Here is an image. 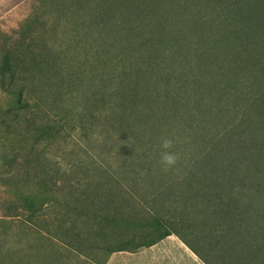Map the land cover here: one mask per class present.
Wrapping results in <instances>:
<instances>
[{"label": "rangeland", "instance_id": "374dc122", "mask_svg": "<svg viewBox=\"0 0 264 264\" xmlns=\"http://www.w3.org/2000/svg\"><path fill=\"white\" fill-rule=\"evenodd\" d=\"M152 224L264 261V0H0V264H101Z\"/></svg>", "mask_w": 264, "mask_h": 264}, {"label": "crops", "instance_id": "0c3cea01", "mask_svg": "<svg viewBox=\"0 0 264 264\" xmlns=\"http://www.w3.org/2000/svg\"><path fill=\"white\" fill-rule=\"evenodd\" d=\"M105 264H205L183 241L167 235L136 251L112 252Z\"/></svg>", "mask_w": 264, "mask_h": 264}, {"label": "trees", "instance_id": "16d2710c", "mask_svg": "<svg viewBox=\"0 0 264 264\" xmlns=\"http://www.w3.org/2000/svg\"><path fill=\"white\" fill-rule=\"evenodd\" d=\"M224 8V7H223ZM225 9V8H224ZM244 51V50H242ZM198 210V209H197ZM196 210V212H197ZM201 210V209H199ZM199 217V214H195V220H200L201 222H203V219L201 218H198ZM142 231L140 232V230L138 231H132L124 240H126L124 243L125 244H128L130 246H124V247H119L117 248L116 250L114 251H118V250H128V251H135V250H138L142 247H145V246H149V245H152L154 244L155 242L161 240L163 237L167 236V235H170V231L167 230V228L163 225H160V224H152V225H148V226H143L142 227ZM156 228L158 231H159V234L154 236L152 239H149V240H146L145 242L140 241L139 240L143 237V235H151V231H153V229ZM205 231V230H204ZM210 231L207 230V233L208 234ZM139 238V239H138ZM238 245V244H237ZM235 245V246H237ZM260 244H256L254 245V247H257L259 246ZM238 247V246H237ZM253 249V248H252ZM250 249V250H246V252H243V253H247V255H249L248 253L252 252L253 250ZM112 251V252H114ZM111 252V253H112ZM234 255V253H233ZM232 255V257H233ZM235 256V255H234ZM248 257V256H247ZM250 258V256H249ZM17 260V259H16ZM247 260V259H246ZM106 262V261H105ZM105 262H102L101 264H105ZM262 264H264V261L261 262ZM12 264H28L26 259L25 260H17V262L15 260H13V263ZM207 264V262H206Z\"/></svg>", "mask_w": 264, "mask_h": 264}, {"label": "clouds", "instance_id": "9594fccd", "mask_svg": "<svg viewBox=\"0 0 264 264\" xmlns=\"http://www.w3.org/2000/svg\"><path fill=\"white\" fill-rule=\"evenodd\" d=\"M174 146V140L172 138H164L160 144V164L167 171L169 168L176 165L179 160V155L176 152L171 151Z\"/></svg>", "mask_w": 264, "mask_h": 264}]
</instances>
